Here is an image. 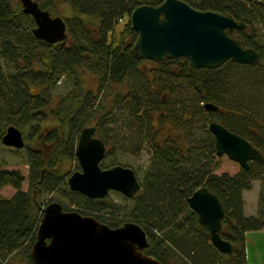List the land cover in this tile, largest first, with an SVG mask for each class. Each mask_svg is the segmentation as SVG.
Segmentation results:
<instances>
[{
	"label": "trees",
	"instance_id": "trees-1",
	"mask_svg": "<svg viewBox=\"0 0 264 264\" xmlns=\"http://www.w3.org/2000/svg\"><path fill=\"white\" fill-rule=\"evenodd\" d=\"M161 1L37 0L41 9L61 17L66 24L65 40L48 43L33 34L34 21L22 12L18 0H0V58L13 63L15 68V72L4 74L0 61V140L7 126L18 127L25 137L29 167L26 191L20 189L23 176L18 170L0 168V188L9 184L15 189L10 197H0V264H7L20 252L29 264H35L30 249L46 204L40 201L42 192L67 191L68 201L84 208L77 210L81 214L91 215L110 227L124 223L116 217L98 214L109 205L105 198L91 199L66 188L70 170L65 165L75 157L84 121L90 116L100 125L116 108L127 117V130H134L140 142L151 149L149 169L141 188L130 197L135 202L128 213L147 234L148 246L142 252L163 264H247L245 232L264 228V196L261 195L259 216L245 217L242 192L254 178L253 166H264V162L251 161L248 169L242 168L234 175L215 174L216 149L208 123L217 121L243 136L263 156L264 125L240 106H232L230 99L227 103L219 66L194 68L186 58H165L152 61L157 66L152 70L162 72L161 78L149 79L139 70L142 59L131 52L137 32L131 28L128 17L141 3L155 6ZM185 1L200 10L231 14L246 22L247 27L253 18L251 8L242 0ZM67 5L69 9H65ZM124 16L116 36V23ZM94 22L96 26L91 30ZM239 33L237 38L245 46L257 49L260 59L255 65L233 63L264 66V52L255 43L253 33ZM85 68L111 88L125 86L132 78L135 90H118L109 104L99 106L100 91L83 86L81 74ZM165 76L171 80L166 82ZM62 77L71 79L72 87L47 111L51 98L42 90ZM171 81L182 86L178 93L190 86L194 98L179 97ZM162 91L176 94L175 98L165 99ZM208 101L218 109H205L203 104ZM120 102L122 105L117 107ZM250 124H256V132ZM102 140L108 152L112 144ZM200 186L216 194L222 203L220 233L231 242V255H224L210 243L207 228L198 223L197 214L188 205L187 198Z\"/></svg>",
	"mask_w": 264,
	"mask_h": 264
},
{
	"label": "water",
	"instance_id": "water-1",
	"mask_svg": "<svg viewBox=\"0 0 264 264\" xmlns=\"http://www.w3.org/2000/svg\"><path fill=\"white\" fill-rule=\"evenodd\" d=\"M21 10L34 21L33 34L55 43L64 41L65 21L51 16L34 0H19ZM129 24L137 32L131 52L141 59L162 61L165 58H186L194 68H211L227 60L254 65L259 52L230 37L228 30L246 27L244 21L214 10H200L185 0H162L158 5L141 3L129 15ZM204 108L215 111L218 106L205 102ZM214 137L216 155L226 154L248 169L251 161L264 162L262 153L243 136L217 121L208 123ZM1 142L12 148H22L24 138L15 125L5 128ZM103 140L95 136V126L81 129L75 149L80 169L67 178L68 188L91 199L104 198L110 190L132 197L140 188L135 171L120 164L102 168L105 155ZM197 214V221L209 233L210 243L221 253L231 255V242L221 236L224 209L219 198L205 186L195 189L187 198ZM148 237L142 225L126 221L110 227L91 215L77 210H65L57 200L42 209L31 245L30 256L35 264H163L142 252Z\"/></svg>",
	"mask_w": 264,
	"mask_h": 264
},
{
	"label": "rangeland",
	"instance_id": "rangeland-1",
	"mask_svg": "<svg viewBox=\"0 0 264 264\" xmlns=\"http://www.w3.org/2000/svg\"><path fill=\"white\" fill-rule=\"evenodd\" d=\"M19 1V0H18ZM37 1V0H34ZM142 2L143 0H137ZM214 1V0H211ZM246 3V6L251 8L253 18L247 27V34L253 33L255 43L260 47L264 52V0H242ZM20 3V2H19ZM65 9H69V6H65ZM85 21L89 20L84 18ZM125 21V16L122 21H118L115 26V35L118 36L119 31L121 30L123 23ZM94 22L92 24V30L96 25ZM67 32V30H66ZM111 35V34H110ZM238 35V34H237ZM235 37H237L235 35ZM0 61L3 65L4 74L15 72L13 63L0 58ZM261 62L263 63L262 59ZM153 67H157L151 60L142 59L139 64V70L143 71L149 79L152 78H161L160 71L152 70ZM173 69V68H172ZM218 73L222 77V90L223 93L227 94V103H232V106H240V109L243 112L249 114L253 118L264 125V66L257 65L256 67L236 65L233 62L226 61L219 65ZM82 83L85 88H93L94 90H99L98 104L102 106L104 104H109L112 97L116 95V91L120 90L125 93L128 90H135L133 85V80L129 79L126 82L125 86H115L113 88L107 87L105 81H101L97 74L92 71H89L85 68V71L82 72ZM166 82H169L171 78L168 76L164 77ZM173 89L178 93L180 86L172 82ZM164 84V83H163ZM165 85V84H164ZM72 87V80L67 77H62L56 82L55 85L44 88L42 93L51 98L49 107L46 109L49 110L50 107L55 106L58 102V99L64 97ZM161 87V85H160ZM37 89V88H35ZM223 94V95H224ZM162 95L166 99H174V93L170 92L165 93L162 91ZM180 97H189L190 99L194 98V93L191 87L187 90H184L178 93ZM48 97V98H49ZM121 102L117 107L121 106ZM110 116L103 118V122L100 125H96L95 119H91L90 116L84 121V126L93 125L95 126V136L106 139L111 142L112 147L107 152V146L104 157L100 160L99 165L102 168H107L115 164H120L123 166H128L132 168L140 183H143L146 172L150 166L151 158V149L148 144L144 141L140 142L138 136H135L134 130L128 131L126 128L127 117L124 116L122 110L117 108ZM99 114V113H97ZM111 119L114 120L111 123ZM49 121L51 119L49 118ZM250 128L256 132V124H250ZM261 130V127H260ZM22 132V131H21ZM24 142L25 137L22 132ZM105 144V143H104ZM27 150L24 148L16 149L4 145L0 140V168L5 169H15L20 172L23 176L20 189L26 191L28 189V164L27 159ZM214 161L216 162V167L213 170L215 174L227 173L229 175H234L238 173L242 167L238 162H235L228 158L226 154L221 156L214 155ZM66 168H68L69 174L75 170L80 169L79 162L75 157L73 160L67 161ZM253 176L254 178L250 182V187L242 192L243 198V215L245 217H257L259 216V211H261V205L263 201L261 200V195L264 196V166H253ZM65 185V184H63ZM66 188L69 190L66 182ZM15 192V189L7 184L0 188V197H10ZM70 194L67 191L54 190L51 193L42 192L40 195V201L43 204L51 200H57L61 204L70 207L75 210H84L83 207L78 206L76 203H70L68 201ZM109 205L107 209L99 212L98 214L102 217L112 216L116 217L119 220L132 221L133 219L129 217L128 213L134 205V199L124 196L122 193L114 190H110L107 195L104 197ZM87 212H92L91 210H85ZM245 243L244 250L246 254V263L247 264H264V228L261 230L246 231L245 232ZM226 255V254H224ZM226 257V256H225ZM233 262V261H232ZM7 264H29L23 257V253L20 252L14 259H10ZM215 264H224V263H215Z\"/></svg>",
	"mask_w": 264,
	"mask_h": 264
},
{
	"label": "flooded vegetation",
	"instance_id": "flooded-vegetation-1",
	"mask_svg": "<svg viewBox=\"0 0 264 264\" xmlns=\"http://www.w3.org/2000/svg\"><path fill=\"white\" fill-rule=\"evenodd\" d=\"M210 10H214V9H210ZM214 11H217V10H214ZM218 12H221V11H218ZM221 13H224V12H221ZM224 14H226L228 16H232L231 14H228V13H224ZM235 20H237V19H235ZM246 29H247V26L245 28H242V29H236V28H234L232 30H228L227 33L229 34L230 37L237 38V37H235V35L238 36L240 34L239 31H241V30L246 31V33H247V30ZM232 261H233V258L230 259V262H232Z\"/></svg>",
	"mask_w": 264,
	"mask_h": 264
}]
</instances>
